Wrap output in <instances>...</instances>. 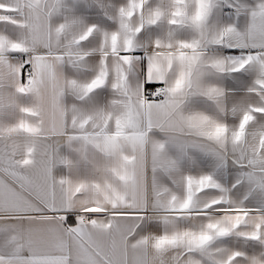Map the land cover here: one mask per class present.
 Here are the masks:
<instances>
[{
  "label": "snow or ice",
  "instance_id": "6c2138e0",
  "mask_svg": "<svg viewBox=\"0 0 264 264\" xmlns=\"http://www.w3.org/2000/svg\"><path fill=\"white\" fill-rule=\"evenodd\" d=\"M0 264H264V0H0Z\"/></svg>",
  "mask_w": 264,
  "mask_h": 264
}]
</instances>
